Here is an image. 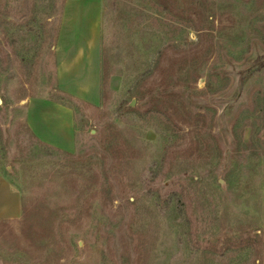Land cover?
<instances>
[{
    "label": "rangeland",
    "instance_id": "1",
    "mask_svg": "<svg viewBox=\"0 0 264 264\" xmlns=\"http://www.w3.org/2000/svg\"><path fill=\"white\" fill-rule=\"evenodd\" d=\"M66 1L0 0V264H264V0H98V105L57 89ZM31 97L74 109L73 150Z\"/></svg>",
    "mask_w": 264,
    "mask_h": 264
},
{
    "label": "crops",
    "instance_id": "2",
    "mask_svg": "<svg viewBox=\"0 0 264 264\" xmlns=\"http://www.w3.org/2000/svg\"><path fill=\"white\" fill-rule=\"evenodd\" d=\"M59 92L98 105L102 99L101 6L98 0H67L54 48ZM26 125L40 141L71 151L75 147V111L58 100L31 97ZM21 214V196L0 165V219Z\"/></svg>",
    "mask_w": 264,
    "mask_h": 264
},
{
    "label": "trees",
    "instance_id": "3",
    "mask_svg": "<svg viewBox=\"0 0 264 264\" xmlns=\"http://www.w3.org/2000/svg\"><path fill=\"white\" fill-rule=\"evenodd\" d=\"M67 96H69V95H67ZM70 97V96H69Z\"/></svg>",
    "mask_w": 264,
    "mask_h": 264
}]
</instances>
